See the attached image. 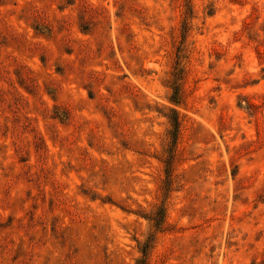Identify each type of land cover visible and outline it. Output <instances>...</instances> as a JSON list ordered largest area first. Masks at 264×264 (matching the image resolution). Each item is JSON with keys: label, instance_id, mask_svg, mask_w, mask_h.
<instances>
[{"label": "rangeland", "instance_id": "rangeland-1", "mask_svg": "<svg viewBox=\"0 0 264 264\" xmlns=\"http://www.w3.org/2000/svg\"><path fill=\"white\" fill-rule=\"evenodd\" d=\"M0 264H264V0H0Z\"/></svg>", "mask_w": 264, "mask_h": 264}, {"label": "trees", "instance_id": "trees-1", "mask_svg": "<svg viewBox=\"0 0 264 264\" xmlns=\"http://www.w3.org/2000/svg\"><path fill=\"white\" fill-rule=\"evenodd\" d=\"M187 7H188V13H189V9L191 10V5L188 4ZM183 30H184L183 35H185L187 30H188V14H187L185 21H184ZM183 74H184V71L179 69V71L177 72V78H176L177 81L174 83V86H173L174 93L171 97L172 102H175V103H181L182 102L183 90H182L181 86L179 84H177V82H178V80L183 79ZM169 119H170V124H171V129L169 131V135L175 140L178 138L181 122H180L179 116L177 115V113L175 111H173V115L171 117H169ZM171 164H172V161L167 162L168 172L170 170ZM147 218L151 219V220H155L157 225H159L162 221L161 219H155V217H147ZM149 247H150V245H146V248L142 249V253L144 255H147V253H148L147 250Z\"/></svg>", "mask_w": 264, "mask_h": 264}]
</instances>
